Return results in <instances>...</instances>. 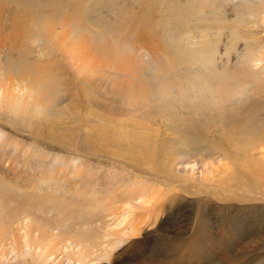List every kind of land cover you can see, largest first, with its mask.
<instances>
[{
    "label": "rangeland",
    "instance_id": "374dc122",
    "mask_svg": "<svg viewBox=\"0 0 264 264\" xmlns=\"http://www.w3.org/2000/svg\"><path fill=\"white\" fill-rule=\"evenodd\" d=\"M67 2L72 0L59 1L50 12L60 16ZM84 2L89 29L70 27L72 35H94L103 28L105 39L125 54L121 60L89 54L85 41L81 46L86 49L69 57L52 49L38 32L24 38L28 18L22 23L14 2L0 0V77L13 78V103L26 99L24 67L38 64L53 76L51 92L39 94L45 105L37 104L28 113L0 105V166H43L49 175L72 163L82 166L79 171L85 176L107 182L91 194L43 195L49 202L38 199L41 205L34 204L36 216L54 223V236L88 235L82 264H264V0ZM146 2L156 6L152 15L142 12ZM17 25L19 39H14L12 27ZM145 28L156 39L136 38L133 33ZM23 39L26 53L19 48ZM158 43L170 55L182 57L170 71L161 65L165 54L154 47ZM205 53L217 68L215 76L221 72L232 79L229 84L236 93L229 94L224 109L213 103L209 92L214 72L201 61ZM144 83L149 94L142 97L138 93ZM35 90L48 89L37 85ZM239 107H246L237 118L243 122L240 132L224 121ZM209 124L217 126L210 133ZM187 125L201 135L178 132ZM118 131L130 140L121 142ZM29 159L34 164L25 162ZM174 162L178 164L173 167ZM239 182L250 186L249 192ZM16 189L9 195L20 201L24 190ZM2 195L13 209L8 193ZM105 231L119 241L109 255L102 252ZM11 241L5 248L17 250L5 260L1 257L0 264L31 262L34 253ZM62 241L66 250L46 253L36 264H67L68 254L77 248ZM72 262L78 264L76 257Z\"/></svg>",
    "mask_w": 264,
    "mask_h": 264
},
{
    "label": "bare ground",
    "instance_id": "6f19581e",
    "mask_svg": "<svg viewBox=\"0 0 264 264\" xmlns=\"http://www.w3.org/2000/svg\"><path fill=\"white\" fill-rule=\"evenodd\" d=\"M59 1H62V0H50L51 3L49 5L47 3L46 4L42 3L43 0L42 1L36 0L35 3L33 2V0H12V2H14L13 4H15L16 6V9L18 10L19 8L18 16L20 14L22 15V23L26 22V19H25L26 17L28 18V21L25 24V27L24 28L22 27L23 28L22 32L23 34H25L23 36L24 38L29 39L32 34L36 35V32H38L44 37V39L47 41V43L50 45L52 49H55L56 47L58 50H60V52H62L63 54L69 57L75 56V54L80 53L83 50V48L86 49L85 46H81V43L85 41L87 43L86 51H88L89 54H98L101 56L108 57L109 58L108 60L109 61L112 60V62L115 61L117 57L119 58V60H121L120 56L122 54L123 55L125 54L121 50H119L120 48L117 47V43L108 42L107 39H105V34H103L104 32L103 28L102 29L100 28L99 31H95L96 34L94 35H92V33H81V35H78L77 37L72 35L74 30L70 29V27L75 26L77 28V31H80V32H83L82 30L89 29V24L86 23V16L83 11V7L85 4L84 0H72V2H69V3L67 2L68 9H66V11H64L63 14L58 16L55 12H50V10L52 9L55 11L56 7H58L57 4ZM100 1L102 2V0ZM110 1H114V0H110ZM151 3H147V2L146 4L142 3V5L144 6L142 12L144 11L147 14V16L152 15V12H154L156 8V6ZM263 15H264V12H263ZM17 19H19V17H17ZM12 28H13L12 31H15V33H13L14 39L15 38L19 39V36L16 32V30H20V29H17L18 25ZM133 34H136V38L140 37L141 35H144V36H147L148 39L150 40L156 39L155 33L148 30L147 28L138 30V32H135ZM22 44H24V39L22 40V42L19 41V45H20L19 48L21 52L26 53L25 51L26 47H24ZM154 47L160 50L161 53L165 54V60H164L165 63H161V65H163L164 68H166L168 71L173 69L174 66H176V64L179 61H182L181 56L175 55L176 57H174V55H170L167 50L168 48L164 47L163 43H158V47L156 46ZM193 51L197 52V49L192 50V53ZM103 53H105L106 55ZM193 54H196V53H193ZM207 55L209 54L207 53L202 54L201 61H203V65L205 66L207 70L211 69V73L214 72L213 73L214 78L208 79L211 81L208 82L207 86L209 87V92L211 93V95H213L212 96L213 103L215 105L221 104L220 107L224 109L225 107L223 103L228 101V99L230 98L229 94L231 92H234L235 94L236 91L229 84V82H232V79H229V78L226 79L225 78L226 76L223 75V73L220 74L221 72L220 73L218 72V75L215 76V70L217 68L214 65L212 66V64L214 63H212L211 61V58H210L211 55L209 57ZM192 58H195V57H192ZM120 63H122L123 65L125 64L124 62H120ZM24 69H25V72L23 74V77L25 76L24 79H26V76H28V79H29L28 88H26L27 92L25 94L26 99H24L22 102H19L18 104L13 103L15 102L14 100L15 97L13 96V94H11V89H10L12 86L11 83L13 82V78L7 77L6 79V77L4 78L0 77V89L2 90L0 94V105L3 104L5 106L14 107L16 110H19L23 113H28L30 109L37 104L45 105L46 100H43L42 96L40 95H44L45 93L51 92V78L53 76L51 75L52 73L50 72L51 69L43 73L41 70V67L38 68V64L31 65L30 67H24ZM236 77L233 76V79H235L233 81H237ZM215 80L216 82L214 83ZM211 82L213 83L211 84ZM37 85H39V87L43 86L45 89H48V90L41 91L43 89L41 88L40 91H36L35 87ZM169 85L170 84L167 83V86H165L166 89L169 87ZM138 94H140V96L142 97H145L149 94L148 85H146V83L141 84V89L139 90ZM48 98L51 99L52 96ZM246 107L236 108V111L234 110L235 108L231 110L229 114L224 116V121L228 120V122L225 121V124L227 123V125L228 124L235 125L233 127H236L238 132H240L239 130L242 131L243 122L239 121L237 118L239 116L241 117V113L245 110ZM44 109H46V107H44ZM251 115H252L251 112H247L248 118L251 117ZM225 124L223 125L224 127H226ZM215 126L216 124L215 125L209 124L207 126V130H208L207 132L210 133L209 131H212V127H215ZM224 129L225 128H223V130ZM232 129L234 130V128ZM223 130H221L219 134L221 132L224 133ZM178 132H180L186 137H189L190 134H192L191 132H194L200 135L202 133V132H199L197 128L191 127L189 125L185 126L184 128L183 126H180V131ZM116 136H117V139H120L121 142L130 140V138L127 135L123 134V132L121 131H118ZM130 136L136 137L134 134H130ZM136 140L137 139H134L133 141H136ZM187 140L191 141L188 138ZM1 141H2V132H0V144H1ZM194 149H195V146H194ZM149 160L153 161L154 163L155 160H154L153 153L150 154ZM25 162L28 164H32V163L34 164V162L30 159ZM184 162L186 161H181V164H183ZM63 164L66 165V169H65V166L64 167L62 166V170L60 171L54 170L53 171L54 174H49V175H46L45 172H43L44 170L42 169L43 166H19L18 170H16L15 167L10 168V166H8L6 169H4L2 166H0V261L3 260V258L4 260L7 258L6 257L7 253L17 250L16 246H12L11 251L6 249L5 246L7 245L6 244L7 240H9L10 244H12L11 240L13 239V240H16L18 244L17 246L24 245V247L27 249V253H31L32 251V253L34 254L30 255L31 262L29 263L36 264L38 262L37 259H40V261L45 260L46 253L53 255L56 253V251L61 250L62 252V249L66 250L67 249L66 245L65 244L62 245L63 244L62 239L65 238L64 242L66 244L68 242H71L77 248L76 252L68 254L69 258L67 259V264H74V262H72L74 257H76V261L78 264H82V259L83 257L85 258V253L81 251L84 248L83 244L87 240L90 239L88 235L86 234L82 236L79 233H75V234L72 233L68 235V234L63 233L62 237H60L61 234L56 235L59 237L54 236V233H52V231L50 230L51 226L54 223L51 224L49 221L36 216L37 214L34 213V204L35 205L40 204L41 202L39 201H44L45 203H48L50 199L42 198L41 196L43 195H49V196H52L54 194L64 195L66 193H69L70 196L74 194L76 195L77 193L84 195L85 193H87L86 191H89V193L91 194L94 192V190L102 189L108 186V184L107 182L100 180V178L96 179L94 176L93 177L85 176L82 171H79V168L82 166H71L73 165L72 163H63ZM77 164L78 163H76L75 165ZM177 164L178 163L174 162L172 163V166L174 167ZM191 171H193V169H191ZM4 176H6V178ZM8 182L9 183L11 182L12 185L8 184ZM239 186L243 190L246 187L247 188L245 190L250 189V186H248L247 184L246 186L245 184L244 186H242L241 182L238 183V187ZM81 187L86 188L87 190H82L80 192ZM16 188H19L20 190H24L22 191L23 199H21L22 196L19 195L21 199L20 201H16L12 197V195H9V192L13 191ZM19 189H16V190H19ZM3 193H6V194L8 193L9 195L8 199L11 198L10 202L12 204L11 207H13V209L10 208L9 201L7 203H4V197L2 195ZM78 196L82 197L79 194ZM21 203L27 204V206L26 207L21 206ZM15 206L18 208H16ZM43 206L40 207V210ZM46 211L47 213L49 212V210H45V214H46ZM35 212H40V211L36 210ZM61 213H60V216H61ZM17 219H20V223L17 222L16 226L12 227L13 223H15ZM56 224L58 225V227H61L60 225H62V223L60 224V222H56ZM11 229H13L12 230L13 234H11V237L7 239L8 238L7 235L10 234ZM111 234L112 232L105 231V233L101 236L102 238H108L104 246V249H102V252L105 251L107 255H109L111 249L114 246H116L117 243H119V241L117 240V237L113 238L111 237ZM113 235L114 233L112 234V236ZM59 245H62V246L59 247ZM78 247L80 248L78 249ZM98 257L102 259L103 255H99ZM29 263H26V264H29ZM57 264H62V263L59 262Z\"/></svg>",
    "mask_w": 264,
    "mask_h": 264
}]
</instances>
